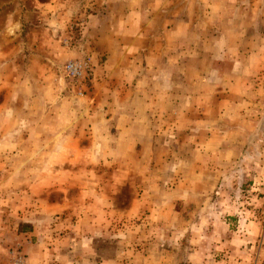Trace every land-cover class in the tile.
Here are the masks:
<instances>
[{
	"label": "rangeland",
	"instance_id": "rangeland-1",
	"mask_svg": "<svg viewBox=\"0 0 264 264\" xmlns=\"http://www.w3.org/2000/svg\"><path fill=\"white\" fill-rule=\"evenodd\" d=\"M210 8L0 0V264H33L22 243L38 254L43 240L91 264H251L264 242V84L228 76L240 53H217ZM129 23L139 39L118 58ZM224 31L227 48L248 41ZM141 103L137 134L121 110ZM185 125L241 129L231 145L208 141L200 166L185 159L184 141L199 140Z\"/></svg>",
	"mask_w": 264,
	"mask_h": 264
},
{
	"label": "crops",
	"instance_id": "crops-1",
	"mask_svg": "<svg viewBox=\"0 0 264 264\" xmlns=\"http://www.w3.org/2000/svg\"><path fill=\"white\" fill-rule=\"evenodd\" d=\"M206 6H210V10L213 8L214 13L205 14V17L209 20H214L216 22V32L218 36L221 37V41L217 44V53L219 55L224 54L225 52L232 53H240L239 57L232 59L230 62L231 68L228 76L235 78L238 80V83H242V90L253 91L255 90L254 84H264V0H200ZM230 8V9H228ZM231 10L229 12H226ZM204 16V15H203ZM238 25V27H237ZM124 31L121 34L125 37H128L126 40L124 39V48L123 46H116L114 48L115 53L121 54L122 56L127 58V55L130 53V50H133L134 42L138 41L139 35L137 33V27H134V23H129L128 25H124ZM232 28H229L231 27ZM232 32L238 30L239 35L243 38V35L248 37V41L246 43H242L240 45H234L232 48H227L224 42V30H231ZM236 29V30H235ZM234 30V31H233ZM119 33V35L121 36ZM135 34V35H134ZM135 36H137L135 38ZM258 38V41L257 39ZM212 69H207V73L204 76H200L201 83H205L207 85V74L211 73ZM216 79L218 80L224 72H215ZM221 79V78H220ZM245 79V80H244ZM255 80H258L256 83ZM245 81V82H242ZM239 83V84H240ZM241 85V84H240ZM245 87V88H244ZM251 93V92H250ZM204 91H201L200 98L201 100L204 98ZM132 99L131 95L126 97V100ZM138 99V98H136ZM123 115L132 118L131 126H139V130H137V134L143 133L146 131L144 118L146 117L145 111L143 108V103H141V109H128L124 108L121 110ZM200 113L204 114L205 111L200 109ZM192 117V115H187ZM202 117V116H201ZM204 117V115H203ZM240 127L233 126L232 129L224 131L221 135L218 133L219 130L210 131L209 135H205L207 133V129H203L202 126L193 127L191 125H185L184 132L186 135H192L193 137H198L199 140L195 141L194 139H188L184 141V149L192 150L188 151L185 154V159L190 156L193 159V164L202 165L203 159L205 158V153L208 150V141L210 144L219 149V145L225 143L233 144L236 141V134L240 131ZM124 131V128L121 129ZM134 130H132L127 134L126 141L128 147H130L131 141L135 143L140 142L136 140V138L132 135ZM136 132V131H135ZM134 137L135 139L133 140ZM246 141V140H245ZM248 141V140H247ZM220 142V143H219ZM219 143V144H217ZM187 160L186 162H188ZM206 164V162H205ZM187 179V178H186ZM185 180V179H183ZM43 240V247L38 248L39 253L37 254L36 248H33L35 245L33 244H25L22 243V250L26 254V260L30 259L33 261V264H47L49 261H54L55 264L61 262V264H91L92 259L96 258L95 255H90L89 253L81 254L78 252H73L70 254H66L65 251L56 252L55 250L48 249L47 242ZM250 250V249H249ZM251 255V250L248 253ZM247 254V255H248ZM248 256V257H249ZM104 257V255H103ZM101 257V259L103 258ZM92 258V259H90ZM102 260L103 264H108L111 261L104 257ZM64 260V261H62ZM107 261V262H106Z\"/></svg>",
	"mask_w": 264,
	"mask_h": 264
},
{
	"label": "built area",
	"instance_id": "built-area-1",
	"mask_svg": "<svg viewBox=\"0 0 264 264\" xmlns=\"http://www.w3.org/2000/svg\"><path fill=\"white\" fill-rule=\"evenodd\" d=\"M82 64L69 63L65 66L66 73L71 77L81 74ZM251 264H264V242L263 240H254ZM261 251V253H260ZM261 254V256L259 255Z\"/></svg>",
	"mask_w": 264,
	"mask_h": 264
}]
</instances>
